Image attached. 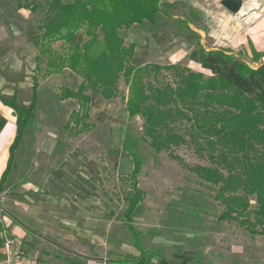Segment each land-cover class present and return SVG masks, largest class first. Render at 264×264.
<instances>
[{"label":"rangeland","instance_id":"374dc122","mask_svg":"<svg viewBox=\"0 0 264 264\" xmlns=\"http://www.w3.org/2000/svg\"><path fill=\"white\" fill-rule=\"evenodd\" d=\"M33 2L44 0H0V95L28 105L33 79L38 81L34 118L0 189V219L50 264L100 254L134 258L138 252L123 219L131 192L119 181L132 162L121 141L125 127L140 135L142 119H128L120 98L91 95L93 128L80 136L64 129L77 104L59 102L56 94L61 86L74 90L80 79L68 71L44 75L46 60L37 58L32 39L45 14L44 8L31 10ZM161 7L152 22L120 32L126 45L135 46L133 65H176L207 76L189 60L197 45L222 49L253 69L264 62V0H161ZM61 44L52 47L60 50ZM253 51L261 57L253 58ZM145 82L173 85L174 79L163 71ZM119 88L126 96L123 80ZM190 126L185 119L170 124L182 142L149 155L142 166L137 186L144 197L131 220L140 249L160 254L161 264H264V234L251 236L235 222H219L224 206L215 200L217 188L188 170L228 168L209 158ZM259 155L264 148L256 145L250 156Z\"/></svg>","mask_w":264,"mask_h":264},{"label":"trees","instance_id":"16d2710c","mask_svg":"<svg viewBox=\"0 0 264 264\" xmlns=\"http://www.w3.org/2000/svg\"><path fill=\"white\" fill-rule=\"evenodd\" d=\"M33 3L29 5L31 10L44 8L45 14L37 26L38 34L32 39L37 58L45 57L44 75L68 71L80 79L74 90L61 86L56 94L59 102L74 100L77 104L64 129H72L74 136H80L93 128L89 116L91 95H99L103 100L120 98L128 119H142L140 135H133L125 127L121 141L132 161L130 173L119 177V181L127 184L131 192L123 219L132 233L134 247L140 250L131 220L144 197L137 186L142 166L149 155L182 142V136L170 127L179 119L191 123L192 134L201 140L200 145L210 159L228 167L226 173L218 167H188L205 184L217 188L215 200L224 206L217 220L235 222L251 236L263 235L264 155L253 159L250 153L256 145L264 148V62L253 69L222 49L206 51L197 45L189 60L208 72L207 76L176 65H133L135 46L126 45L120 32L152 22L162 12L161 0ZM58 42L62 43L61 49L54 50L52 45ZM252 55L256 60L261 57L255 51ZM163 71L171 72L173 85L152 86L145 82L151 73L157 75ZM120 80L126 87V96L120 91ZM37 89L38 81L34 78L28 105H17L15 96L6 99L0 95V102L13 111L16 125L0 189L9 172L13 151L34 118ZM251 197L254 209H251Z\"/></svg>","mask_w":264,"mask_h":264},{"label":"crops","instance_id":"0c3cea01","mask_svg":"<svg viewBox=\"0 0 264 264\" xmlns=\"http://www.w3.org/2000/svg\"><path fill=\"white\" fill-rule=\"evenodd\" d=\"M90 112H91V109H89V116H90ZM15 133H16V125H15V117L13 116V111L9 107L3 105L0 102V180H1V177L4 171L7 168V164H8V160L10 156L9 149L15 138ZM78 174L80 175V173ZM80 177L81 179H78V180L80 183L81 182L83 183L85 179L82 176ZM69 183H72V182L70 181ZM89 184L91 186H95V185H92L91 183ZM74 185L76 186V184ZM2 229L7 230L8 232L15 234L22 238L21 232L19 230H17L16 228L7 227L0 219V230ZM23 242H24L26 252L29 255L36 252L35 249L27 248L25 241ZM136 250L138 252V255L134 258H128V259L111 258L109 256L103 257V255L100 254V257H83L80 260L57 261L54 264H161V262L158 263V259H162V256L158 254L157 252L150 251V250H141V249L140 250L136 249ZM141 251L145 252V254L142 255Z\"/></svg>","mask_w":264,"mask_h":264},{"label":"built area","instance_id":"2783aa9c","mask_svg":"<svg viewBox=\"0 0 264 264\" xmlns=\"http://www.w3.org/2000/svg\"><path fill=\"white\" fill-rule=\"evenodd\" d=\"M0 264H50L37 252L28 254L23 239L7 230H0Z\"/></svg>","mask_w":264,"mask_h":264},{"label":"water","instance_id":"95a60500","mask_svg":"<svg viewBox=\"0 0 264 264\" xmlns=\"http://www.w3.org/2000/svg\"><path fill=\"white\" fill-rule=\"evenodd\" d=\"M259 66H257V68H258ZM256 69V68H255Z\"/></svg>","mask_w":264,"mask_h":264}]
</instances>
